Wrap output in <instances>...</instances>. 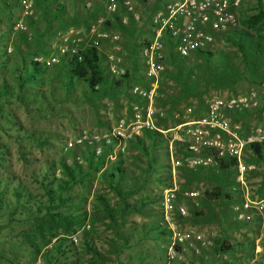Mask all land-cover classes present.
<instances>
[{
	"label": "rangeland",
	"instance_id": "obj_1",
	"mask_svg": "<svg viewBox=\"0 0 264 264\" xmlns=\"http://www.w3.org/2000/svg\"><path fill=\"white\" fill-rule=\"evenodd\" d=\"M171 1L135 0L141 19L114 25L97 0L91 9L81 0H54L50 7L42 3L30 18L22 17L21 0H0V264H264L249 253V234L264 229V219L253 215L248 223L236 211L247 200L253 205L264 201V162L251 150L256 144L245 147L243 178L238 161L229 157L217 167L175 171L167 149L172 139L167 130L180 121L177 115L183 121L202 120L216 97L255 92V109L228 118L233 131L240 127L236 132L243 140L264 135V70L253 74L246 67L229 40H238L234 31L219 36L210 62L194 55L178 67L167 47L154 101L167 119L156 122L164 132L150 131L159 134L144 135L142 146L132 142L125 153L115 160L105 157V165L95 169L78 162L82 152L69 145L83 131L111 129L130 115L134 103H147L135 93L151 84L144 76L141 48L153 37L154 16ZM231 2L240 19L235 31L248 32L264 47V19L244 23L264 12V0ZM59 4H65L64 13L57 12ZM101 17L107 18L103 24ZM21 20L25 31L18 28ZM93 25L122 34L118 47L101 41L98 51L103 62L110 54L121 57L126 69L113 76L105 65L111 83L100 92L83 80L71 84L64 60L49 64L60 32ZM35 63L39 73L32 81L25 79ZM190 109L191 118H186ZM175 156L180 157L179 151ZM111 173L116 177L109 178ZM175 184L179 190L166 213L165 192ZM182 205L186 219L179 213ZM171 224L176 232L194 229L205 245L179 246L174 253ZM230 246L235 249L226 250Z\"/></svg>",
	"mask_w": 264,
	"mask_h": 264
},
{
	"label": "built area",
	"instance_id": "obj_2",
	"mask_svg": "<svg viewBox=\"0 0 264 264\" xmlns=\"http://www.w3.org/2000/svg\"><path fill=\"white\" fill-rule=\"evenodd\" d=\"M88 9L94 6L95 0H81ZM104 8L109 18L118 15L123 25H128L131 20L139 21L141 14L137 11L135 0H97ZM149 1V0H146ZM239 1V0H238ZM37 0H21L22 17L30 18L33 14ZM231 0H173L166 4L163 12L153 18V37L141 48V65L144 68V76L150 84V89L138 92L147 103L141 105L134 103L129 116L120 119L117 124L104 132H81L70 147L76 148L82 153L76 156V160L87 165L83 153L95 158L108 157L115 160L120 154L127 151L132 142L142 139L149 131H162L156 122L164 118V113L158 112L154 107L155 97L162 75L166 69L165 59L168 40L173 42V52L178 57L190 58L200 51H210L221 35L235 31L240 27L239 16L232 10ZM125 11V14L124 12ZM107 20L101 17L99 23ZM18 28L26 30L23 20ZM59 44L51 55L49 64H59L76 59L84 60V53L88 49H99L101 41L119 45L122 40L120 32L108 30L98 31L93 25L88 28L72 26L60 32ZM113 76L126 73L124 61L121 57L110 54L104 60ZM145 101V102H146ZM258 106L256 93L250 95L222 99L213 98L208 102L207 114L202 121L182 125V142L188 145L189 154L185 157L186 166L194 171L219 166L225 157L235 158L240 177L243 178L246 167L242 163V156L246 145L264 142V135L254 134L243 140L233 131L228 114L243 113L253 110ZM189 112H192L190 109ZM184 128V129H183ZM222 133V134H220ZM223 134L228 138L225 139ZM206 152V153H205ZM177 188L169 187L165 192L164 206L166 213L172 209V200L176 198ZM187 197H196L195 193H187ZM241 221H251L253 215H259L264 219V201L251 205L243 204V208H236ZM181 218H188L185 205L179 209ZM174 234L172 236L171 250H179V246L202 243L204 237L190 228L185 232H176L174 224L170 225ZM256 264V263H253Z\"/></svg>",
	"mask_w": 264,
	"mask_h": 264
},
{
	"label": "trees",
	"instance_id": "obj_3",
	"mask_svg": "<svg viewBox=\"0 0 264 264\" xmlns=\"http://www.w3.org/2000/svg\"><path fill=\"white\" fill-rule=\"evenodd\" d=\"M54 0H37L36 5L39 6L40 4L44 3V7H50L52 5ZM101 4V3H100ZM101 8L104 11L103 5H100ZM66 10L65 4H59L57 7V12L58 13H64ZM125 14V11H123ZM264 19V12H260L258 15L253 16L249 18V20L246 22L244 21L245 24L250 25V24H257L261 22ZM111 24H122V21L118 15H113L108 19ZM132 21V20H131ZM107 26L109 27V23H106ZM235 34L239 35L238 40L232 39L230 37V41L233 42L242 54L243 61L246 65V67L252 71L253 74L255 72H262L264 70V47L262 44L257 41L253 36L249 35L248 32L246 31H234ZM173 42L168 40V52H169V59L172 61L174 64H178V67H184L185 62L187 58H181L178 57L176 54L173 52ZM213 52L212 51H200L198 52L195 56L200 59H205L210 62V60L213 57ZM103 56L97 49H88L84 53V60L82 62H78L76 59L69 60L63 64L64 68L67 70V76L69 78V82L71 84H74V81L77 80H83L88 87L93 91V92H100L101 88L106 87L109 85L110 79L109 75L105 71V65L103 64ZM37 64H34V68L30 71H27L25 73V79L32 81L33 78H35L36 74L39 73V70H37ZM153 133L158 135V132H147L145 134L146 137H154ZM140 146L143 145V140L139 139L137 141ZM251 150L255 153L257 158L261 161L264 162V143L261 145H252ZM87 165L91 169H95L97 167H102L105 165V156L100 157V158H95L91 155L85 156ZM98 160V163L95 164L94 161ZM224 167L225 164H222ZM65 174L69 177V179L74 180L75 176L73 174V171L71 168H68L63 164ZM81 168V166H80ZM79 168V169H80ZM116 171L118 173H122V167L117 166ZM198 171V170H197ZM116 175L114 173H111L109 175V178H115ZM50 196H53V193L50 194ZM61 203H64L63 200H61ZM233 249V248H232ZM226 250H231L229 247Z\"/></svg>",
	"mask_w": 264,
	"mask_h": 264
},
{
	"label": "crops",
	"instance_id": "obj_4",
	"mask_svg": "<svg viewBox=\"0 0 264 264\" xmlns=\"http://www.w3.org/2000/svg\"><path fill=\"white\" fill-rule=\"evenodd\" d=\"M251 111L252 110H249V111H246L245 113L251 112ZM191 113L192 112H188L187 113L188 116L186 114V118H188V117L191 118V116H190ZM180 115L181 114L177 115V120H180V121H178V123L175 126L170 127L167 130L168 133H172L171 134L172 139H171L167 149L169 150V154H168L169 160L171 161L172 167H173V169L175 171L176 170L181 171L183 169L185 170V168H188V169L190 168V167L186 166L187 164L185 162V157L189 154L188 145L185 144V142L181 141L182 135H184V134H183V130H180L179 128L182 125H185V124H188V123H194V122H198V121H202L203 120V119L201 120V119H195L194 118V119H189V120L183 121V120H181ZM165 119L166 118H164V121H165ZM229 121H230V119H229ZM166 123H167V119H166ZM235 129H236V131H238L240 129V127H236ZM220 134H222V133H220ZM223 137L225 139L228 138L227 136H225V134H223ZM259 144H261V143H259ZM246 147H247V145H246ZM178 151H179L180 157L175 156V153H177ZM175 188H177V190H179L177 184H175ZM245 202H249L251 204V202L249 200H247ZM256 203H258V202H254V204H256ZM251 205H253V204H251ZM256 216H259V215H256ZM259 217H261V216H259ZM254 219L255 218L253 217V219L251 221H247V222L248 223L253 222ZM257 229L258 230H256L257 233H256L255 236H253L252 234H249L251 239H252V241H253V244H252V247H251V250H250L249 253H254V255H253V257L255 258L254 260L261 261V260H264V241L261 242V240L264 238V229L262 227L261 228L259 227ZM253 239H255V240H253ZM230 248H231V250H229V251H233L235 249V248L232 249L231 246H230Z\"/></svg>",
	"mask_w": 264,
	"mask_h": 264
}]
</instances>
